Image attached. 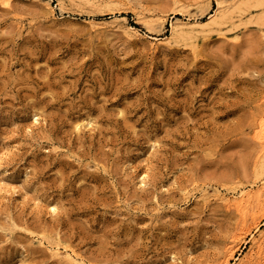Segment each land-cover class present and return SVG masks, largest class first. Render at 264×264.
I'll return each mask as SVG.
<instances>
[{
    "label": "rangeland",
    "instance_id": "rangeland-1",
    "mask_svg": "<svg viewBox=\"0 0 264 264\" xmlns=\"http://www.w3.org/2000/svg\"><path fill=\"white\" fill-rule=\"evenodd\" d=\"M219 1L0 0V264H264V0Z\"/></svg>",
    "mask_w": 264,
    "mask_h": 264
},
{
    "label": "bare ground",
    "instance_id": "bare-ground-1",
    "mask_svg": "<svg viewBox=\"0 0 264 264\" xmlns=\"http://www.w3.org/2000/svg\"><path fill=\"white\" fill-rule=\"evenodd\" d=\"M5 3L9 4L11 3V0H3ZM254 0H222L219 1V5L220 7H225L228 10H235V11H241L244 10L245 7L252 5ZM260 2V0H258ZM262 2V1H261ZM252 3V4H251ZM255 3V2H254ZM263 3V2H262ZM258 5V4H257ZM223 10V9H222ZM244 12V11H243ZM227 11L223 14V15H219L214 17L212 20H210V22H201V21H193V23H183L178 25L177 27H175L173 29V33L179 37H183V38H189V39H193L196 42L199 41H204L207 38H209L212 34L210 32V28L214 25H217V27H221L223 24L226 23V19H227V15H226ZM228 13H231V11ZM212 16V15H211ZM214 16V15H213ZM199 18V17H198ZM197 18V19H198ZM233 18V17H232ZM234 19V18H233ZM239 19V18H238ZM191 22V21H190ZM225 26V25H224ZM227 26V25H226ZM231 30V29H230ZM214 31V30H213ZM257 127L259 128V130L257 128H254V131H256L255 136L259 138V140L262 142L261 139H263L264 137V111L258 116L257 119ZM92 122V121H91ZM79 123V122H78ZM82 123V122H80ZM89 123V122H88ZM79 125V124H78ZM88 125V124H87ZM253 131V132H254ZM254 135V134H253ZM257 139V138H256ZM260 143V142H259ZM264 145V143H262ZM262 150V149H261ZM263 151V150H262ZM261 151V152H262ZM259 152V151H258ZM260 153V152H259ZM242 190V189H241ZM246 190H244L243 192L241 191L239 193V197L234 199V201H232V204H236L237 205V209L239 211L242 212L243 214V219L246 222L247 217H248V211L249 208H247L253 197V194H251L250 191L245 192ZM253 193V192H252ZM237 194V193H236ZM235 194V195H236ZM234 195V194H233ZM238 195V194H237ZM260 195V194H259ZM236 197V196H235ZM231 202V201H230ZM252 204V203H251ZM251 210V209H250ZM250 214V213H249ZM250 216V215H249ZM253 219L256 221L257 217L253 216ZM258 222V221H257ZM248 226V225H247ZM244 232H247L248 228H246V226L244 225L243 229ZM242 231V234H243ZM258 243V252L259 253V258L260 260L264 261V244H263V240L261 238H259V240L257 241ZM64 248V254L67 257V259L69 261H71L73 264H85V262L83 261L84 259H82L80 256H78L74 250L69 249L67 246H63ZM54 249L60 254V245L56 243V245L54 246Z\"/></svg>",
    "mask_w": 264,
    "mask_h": 264
}]
</instances>
